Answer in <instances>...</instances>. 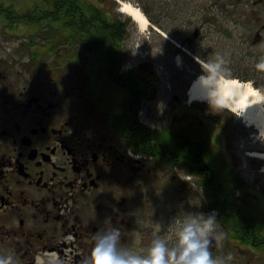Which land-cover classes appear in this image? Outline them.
I'll return each mask as SVG.
<instances>
[{
  "label": "flooded vegetation",
  "instance_id": "obj_1",
  "mask_svg": "<svg viewBox=\"0 0 264 264\" xmlns=\"http://www.w3.org/2000/svg\"><path fill=\"white\" fill-rule=\"evenodd\" d=\"M210 56L264 91V0H0V257L82 264L111 228L146 255L203 213L213 258L264 264V137L190 95Z\"/></svg>",
  "mask_w": 264,
  "mask_h": 264
},
{
  "label": "clouds",
  "instance_id": "obj_2",
  "mask_svg": "<svg viewBox=\"0 0 264 264\" xmlns=\"http://www.w3.org/2000/svg\"><path fill=\"white\" fill-rule=\"evenodd\" d=\"M212 67L220 69L219 64ZM257 68L264 71V59ZM216 224L214 215L196 214L175 233L177 242L173 247L169 248L165 238L157 237L151 241L146 255L124 247L119 229L99 230L93 237L90 255L82 264H223L221 259L213 258L209 248ZM0 264H13V259L0 257ZM37 264H43L40 258Z\"/></svg>",
  "mask_w": 264,
  "mask_h": 264
},
{
  "label": "bare ground",
  "instance_id": "obj_3",
  "mask_svg": "<svg viewBox=\"0 0 264 264\" xmlns=\"http://www.w3.org/2000/svg\"><path fill=\"white\" fill-rule=\"evenodd\" d=\"M123 10L130 13L144 29L147 18L138 7L124 2ZM189 93L193 98L212 99L217 97L220 103L235 112H241L247 125L256 126L264 137V94L250 81L237 77H225L200 73L192 82ZM258 156L264 158V153Z\"/></svg>",
  "mask_w": 264,
  "mask_h": 264
},
{
  "label": "rangeland",
  "instance_id": "obj_4",
  "mask_svg": "<svg viewBox=\"0 0 264 264\" xmlns=\"http://www.w3.org/2000/svg\"><path fill=\"white\" fill-rule=\"evenodd\" d=\"M229 50V48H226V52ZM224 57H228V62H230L232 59L230 56L226 55ZM160 59L163 63H176V61L173 60V57L170 55H160ZM219 57L217 56H210V59L205 58L204 59V67H209V72L206 74H211L215 77H218V75H223L225 77H240V78H248L250 80V72H251V66L249 59L245 61L244 63H231V64H225L222 69L217 70L216 68L212 67L215 64H219ZM188 62V61H187ZM187 62H181V65H184V67H188L190 70H193L192 72L195 73L194 78L199 74V73H205L203 69H200L201 67L196 65L195 62H189L188 65ZM226 69V71H225ZM196 71V72H195ZM193 78V79H194ZM246 80V79H243Z\"/></svg>",
  "mask_w": 264,
  "mask_h": 264
}]
</instances>
